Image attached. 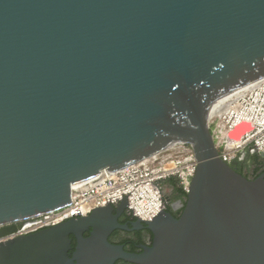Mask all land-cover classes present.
<instances>
[{
	"label": "water",
	"instance_id": "water-1",
	"mask_svg": "<svg viewBox=\"0 0 264 264\" xmlns=\"http://www.w3.org/2000/svg\"><path fill=\"white\" fill-rule=\"evenodd\" d=\"M262 79L264 0H0V264H264V174L225 163L209 129ZM182 144L199 163L185 211L139 219L143 253L110 242L127 199L18 235Z\"/></svg>",
	"mask_w": 264,
	"mask_h": 264
},
{
	"label": "built area",
	"instance_id": "built-area-1",
	"mask_svg": "<svg viewBox=\"0 0 264 264\" xmlns=\"http://www.w3.org/2000/svg\"><path fill=\"white\" fill-rule=\"evenodd\" d=\"M260 81L251 90L232 94L209 123L219 157L229 165L241 160L248 152L264 155V79ZM244 123L251 125V131L240 140L230 141L231 133ZM198 166L190 145L168 146L141 162L116 171L81 193H72L70 205L29 220L18 235H28L71 219L87 217L96 209L118 206L125 199L129 203L128 212L135 218L153 221L164 209L161 185L177 180L188 195Z\"/></svg>",
	"mask_w": 264,
	"mask_h": 264
},
{
	"label": "flooded vegetation",
	"instance_id": "flooded-vegetation-1",
	"mask_svg": "<svg viewBox=\"0 0 264 264\" xmlns=\"http://www.w3.org/2000/svg\"><path fill=\"white\" fill-rule=\"evenodd\" d=\"M250 157H258L256 154L253 153H246L245 157H242L241 160L237 161L238 164L234 167L237 171L249 179H254V174L249 172L250 168H243L241 163L248 159L247 161L251 160ZM250 163V161H249ZM264 174V171L261 172L259 176ZM257 177V178H258ZM163 199H164V209L171 212L176 219H180L183 215L187 202L188 197L187 195L183 194L180 189L181 185L176 180L174 181H167L161 185ZM117 215V212H114ZM138 218H135L132 214L128 211L121 213L118 218V223L120 227L115 228L117 229L113 234L110 236V242L115 245H122L128 252L131 253H143V247H152L154 244V235L149 230L150 228L146 224H138ZM126 227V228H124ZM50 228V227H49ZM48 229V228H45ZM95 229V228H91ZM129 229V230H123ZM132 229H141L140 231H132ZM91 235V231L86 233L85 236L89 237ZM116 264H130L124 261H118Z\"/></svg>",
	"mask_w": 264,
	"mask_h": 264
},
{
	"label": "trees",
	"instance_id": "trees-1",
	"mask_svg": "<svg viewBox=\"0 0 264 264\" xmlns=\"http://www.w3.org/2000/svg\"><path fill=\"white\" fill-rule=\"evenodd\" d=\"M249 154H250V152H249ZM249 159H251V160H249L250 163H249V161H247L248 159H246L245 161H243V163H241V165L243 168H250L249 172L251 174H254V179H256L258 177V175L264 171V157H262V156H258V157H254V158L250 157ZM169 181H174V179L169 180ZM177 182L179 183V181H177ZM180 191L183 194H185L182 188L180 189ZM72 239L74 240L73 246H74V250H75V248L77 246V241L73 236H72ZM74 250L71 253H73Z\"/></svg>",
	"mask_w": 264,
	"mask_h": 264
},
{
	"label": "bare ground",
	"instance_id": "bare-ground-1",
	"mask_svg": "<svg viewBox=\"0 0 264 264\" xmlns=\"http://www.w3.org/2000/svg\"><path fill=\"white\" fill-rule=\"evenodd\" d=\"M260 82H261V81H260ZM260 82H257V83H255V84H252V85H250V86H247L246 88H244V89L238 91V92L235 93V94L241 93V92H243V91L251 90V89L254 88L256 85H258ZM230 97H231V96H230Z\"/></svg>",
	"mask_w": 264,
	"mask_h": 264
},
{
	"label": "rangeland",
	"instance_id": "rangeland-1",
	"mask_svg": "<svg viewBox=\"0 0 264 264\" xmlns=\"http://www.w3.org/2000/svg\"><path fill=\"white\" fill-rule=\"evenodd\" d=\"M242 125H244V124H242ZM242 125H241V126H242ZM249 131H251V130H247L245 133H247V132H249ZM245 133H243L242 136H243ZM242 136H241V137H242ZM241 137H240V139H241ZM240 139H239V140H240Z\"/></svg>",
	"mask_w": 264,
	"mask_h": 264
}]
</instances>
